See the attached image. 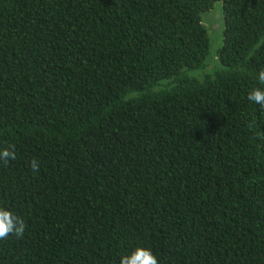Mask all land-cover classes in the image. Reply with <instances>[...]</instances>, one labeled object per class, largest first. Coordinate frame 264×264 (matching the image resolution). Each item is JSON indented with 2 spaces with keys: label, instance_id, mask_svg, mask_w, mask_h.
Returning a JSON list of instances; mask_svg holds the SVG:
<instances>
[{
  "label": "trees",
  "instance_id": "16d2710c",
  "mask_svg": "<svg viewBox=\"0 0 264 264\" xmlns=\"http://www.w3.org/2000/svg\"><path fill=\"white\" fill-rule=\"evenodd\" d=\"M261 70L264 0H0V264H264Z\"/></svg>",
  "mask_w": 264,
  "mask_h": 264
},
{
  "label": "clouds",
  "instance_id": "9594fccd",
  "mask_svg": "<svg viewBox=\"0 0 264 264\" xmlns=\"http://www.w3.org/2000/svg\"><path fill=\"white\" fill-rule=\"evenodd\" d=\"M257 79L264 84V70L257 74ZM247 99L264 108V88H256L249 92ZM16 159L14 149H0V162L7 163ZM39 162L31 161V169L39 171ZM26 229L25 221L17 216L10 208L0 207V240L8 238L10 235L22 238ZM119 264H159L155 254L149 248L137 247L130 254L122 256Z\"/></svg>",
  "mask_w": 264,
  "mask_h": 264
},
{
  "label": "rangeland",
  "instance_id": "374dc122",
  "mask_svg": "<svg viewBox=\"0 0 264 264\" xmlns=\"http://www.w3.org/2000/svg\"><path fill=\"white\" fill-rule=\"evenodd\" d=\"M203 23L209 30L211 37V51L207 60V65H210V67L213 68L211 71H213L219 68L217 56L223 46L224 39L225 16L221 2L216 3L211 11L203 15ZM192 74L196 75V72H192Z\"/></svg>",
  "mask_w": 264,
  "mask_h": 264
}]
</instances>
